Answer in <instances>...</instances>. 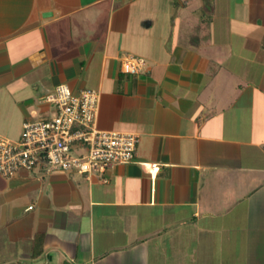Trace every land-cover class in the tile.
<instances>
[{"label": "crops", "instance_id": "obj_1", "mask_svg": "<svg viewBox=\"0 0 264 264\" xmlns=\"http://www.w3.org/2000/svg\"><path fill=\"white\" fill-rule=\"evenodd\" d=\"M61 83L135 157L0 174V264H264V0H0V135Z\"/></svg>", "mask_w": 264, "mask_h": 264}, {"label": "built area", "instance_id": "obj_2", "mask_svg": "<svg viewBox=\"0 0 264 264\" xmlns=\"http://www.w3.org/2000/svg\"><path fill=\"white\" fill-rule=\"evenodd\" d=\"M145 59L123 58L124 72H142ZM56 111L46 120L25 121L18 139L0 135V174L15 175L20 169L46 174L70 171L106 181L107 169L135 157L139 135L130 131L105 130L97 126L100 92L82 89L74 93L65 83L46 95ZM150 171L157 163H143ZM30 205L28 208H31Z\"/></svg>", "mask_w": 264, "mask_h": 264}]
</instances>
